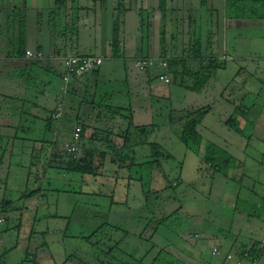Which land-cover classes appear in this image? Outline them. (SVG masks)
Wrapping results in <instances>:
<instances>
[{
  "label": "rangeland",
  "instance_id": "obj_1",
  "mask_svg": "<svg viewBox=\"0 0 264 264\" xmlns=\"http://www.w3.org/2000/svg\"><path fill=\"white\" fill-rule=\"evenodd\" d=\"M15 1L0 0V91H2L0 93L10 95L18 93L13 101L0 98V113L5 116H9V113L14 114L12 118L18 120L17 122L11 119L10 127L0 128L2 137L0 219H3V222H0V264H30L29 260L33 256L36 258V264H164L163 255L158 257L154 246L181 244L182 238L193 243L184 250L188 257L190 253L194 255V261L185 264L205 262L213 264L221 255L212 256V248L219 247L223 254L225 249L222 245L226 240L236 239L238 245L248 244V241L251 244L264 240V222L247 218L235 208V198L240 191L249 198L254 195L264 200V130L262 132V124L257 123L262 117L264 119L262 83L264 19L252 18L242 21L244 27L239 28V36L235 42L230 38L226 40L229 53L230 43L237 44L239 39L240 42L247 44L244 45L245 51L248 49L252 51L251 57L254 59L248 62L250 64L247 66L245 63V70L250 75L242 73L237 75L242 64L237 60L227 59L226 68L217 70L216 76L209 83L211 88L208 93H202L205 90L199 93L186 91L181 86L168 84L167 88L171 91L170 99L164 100L155 96L149 98L145 90H141L138 99L135 93L128 96L127 90L132 93V81L139 84L141 79H147V76L134 67L133 62H127L132 70L130 73L129 70L125 71V61L123 63L121 60H115L112 72H109L108 76L111 81L103 76L99 78L98 89L105 88L107 95H100L98 90L97 93L93 91L82 94L81 98L78 95L67 94L62 100L60 117L52 120L51 128L46 129L43 119L31 122L22 117L20 122L19 118H15L21 116V111H25L20 108L19 96L28 97L33 103H40L39 92L42 89L41 76L36 72L41 65L39 67L36 65L38 67L36 69L32 68L30 75L24 78L23 71H28L26 66L35 63L33 61L22 63L25 66L19 67L22 71L20 70L21 74L19 73L17 77L15 73L19 68L16 62L7 64L5 56H2L4 40L7 50L15 53L17 50L8 44L12 38V29L10 23L8 25L7 17ZM128 4L129 0H125L124 6ZM54 10L62 19L64 8L56 4ZM37 15L42 18L41 28H46L50 20L49 11L41 10ZM140 15L144 21L147 19V14ZM88 18L91 19V15ZM125 18L126 54L131 55L134 52L135 55H145L153 51L151 54L157 56L163 50L167 57L168 55L178 57L183 52L193 51V45H179L182 42L180 38L177 43H170L168 38L166 44L162 43L161 30H156L159 32L158 41L155 38L153 44H147V31L143 30L145 34L139 37V32L136 27L134 28L133 16L128 12ZM29 24L32 39V24L31 22ZM91 25L89 21L87 27L91 31L81 29L82 50L86 49V53L97 52L95 47L98 44L94 43L95 37L83 39L84 33L94 32ZM201 28L202 23L198 25L185 23L182 29L186 34L193 33L199 36ZM228 36H231V31H228ZM141 37L143 43L138 42L141 41ZM61 41H64L63 36L58 38V42ZM197 41L203 49L201 44L203 38L196 37L194 44ZM224 57L226 56L222 58ZM107 64L108 61L105 66ZM197 64L198 61L189 62L191 66ZM249 66H252L250 70L247 68ZM153 69L150 68L153 71L152 79L155 78V74L162 72L159 68L157 71ZM26 80L29 89L20 92L17 83L20 82L23 87ZM154 83L160 90L166 86L157 80ZM243 84L248 91L243 106L250 108L256 124L254 126L245 122L240 125L244 134L250 135V141L223 124L217 126L215 137L209 139L221 147L219 143L225 141L227 151L238 161L229 171L227 178L219 175L211 177L200 161V154L191 153L179 139L177 131L181 123L178 122L180 115L176 112L187 106L192 108L208 106L212 108L213 114L227 120L230 116H235L233 115L237 111L235 107L239 105L235 102V94L242 89ZM60 86V89L64 86L62 81ZM105 103H111L110 105L116 108L132 106V125L143 126L139 129L145 128L147 133L142 134L134 127L127 130V119L120 115L112 116L109 110L102 108L101 105ZM48 107L49 110L51 106ZM33 111L37 115H44L42 110ZM122 114L130 117L128 112ZM236 115L238 116V113ZM78 117L89 127L97 128L95 132L97 145H100L103 137L108 136L114 139L111 141L115 144L118 142L119 146L122 138L116 139L114 132L115 127L122 126L121 130L128 132V140L138 142V146L134 147V154H131L138 165L130 168L118 167L111 158L119 155V150L103 142L102 147L108 148L109 151L100 150V153L97 154V151L94 153L92 174L63 170L57 163L51 161L54 158L47 155L50 152L42 155L45 164L51 163L45 165L43 171L42 166H37L38 163L32 160V144L36 140L45 139L50 143L54 139L53 145L64 149L65 144L71 139ZM149 143L158 144L164 152L173 157L161 161V168L168 177L167 182L162 181L160 173L154 166L151 168V165L145 163L151 160ZM140 163L143 165H139ZM33 165L35 168H32ZM178 178L180 183L177 186L167 187L170 183L173 186ZM143 191H148L149 194L145 196ZM32 192L34 195L26 197L27 194H33ZM110 199L113 200L112 204ZM7 201L10 202V206L3 210L2 206ZM258 201L260 200L257 199ZM259 208L260 206L254 205L253 214H260ZM221 230H224V233ZM194 233L198 237L189 239V235ZM129 247L134 249L131 250ZM130 251H133L131 258L128 253ZM195 253L199 255L195 256ZM26 257L28 261L24 262ZM156 259L157 261H154ZM172 263L183 262L173 260Z\"/></svg>",
  "mask_w": 264,
  "mask_h": 264
},
{
  "label": "crops",
  "instance_id": "obj_2",
  "mask_svg": "<svg viewBox=\"0 0 264 264\" xmlns=\"http://www.w3.org/2000/svg\"><path fill=\"white\" fill-rule=\"evenodd\" d=\"M56 1L57 0H32V1L26 0L27 10L25 12V30H26L25 51L26 50L31 51L34 54L33 58H27L26 55H24V57H19L17 54V50H15L16 51L15 53V52H12V50L10 49L7 50L5 48V40L2 43V50H3L2 56H5V60L7 64L8 62L9 63L16 62V65L19 68L20 66L21 67L25 66L22 63H25V62L27 63V61H33L35 63L30 66L29 65L26 66L28 67L26 69L29 72L23 71L24 76H29L30 70L32 68L36 69L39 67V65L42 66L38 68V71H36L39 73V76H41L40 85L42 86V89L39 92V96L41 97V102L33 103L30 101L28 97L23 98L19 96L21 100L20 108L25 110V111H21L22 109H20L21 116L15 117V118H19L20 122H21L22 117H26L28 120H31V122H33V120L43 119L45 123H48V122L50 123L48 127L50 129L51 121H52L51 115L59 104L61 105L63 104L62 100L67 96V94H71L75 96L78 95L81 98L82 94L91 93L93 91L94 93H97V90H98L100 95H103V96L107 95L106 94L107 91L105 88L98 89L99 88V78L103 76L108 81H111V79H109L108 76H110L109 72H112V66L114 65L113 61L121 60L123 61V63L125 61V66H124L125 71L129 70V72L131 73L132 70L130 69L129 64L127 62H133L134 67L138 68L136 63L139 58L147 57V56L148 57L156 56L154 53L151 54V52L153 51H151L150 53H146L145 55H142V54L135 55L134 52L131 55L126 54V49H125L126 36L124 35V33H125V27H126L125 17L128 12L130 13V15L133 16L134 28L136 27L137 32H139V37L145 34V32L142 30V25L145 27L143 28L146 29L147 31L146 33L147 44H153L155 38L158 41L159 32H156V30H163V35L161 37H162L164 44H166V38L169 39L170 43H177L178 38H180L182 39V42H180L179 45H183V46L193 45L195 38L197 37V39H200L201 37L203 38V41L201 42V44L203 45L202 54L204 56H208V57L214 56L219 60L223 59L221 61H224V62L227 59L232 60V61L237 60V62H240L242 64L241 67H239L240 71L239 72L237 71V75L240 73L250 75V73L245 70V63H247L246 64L247 66L248 64H250L248 62L252 61V59L254 58L251 57L252 51H250L249 49L245 51L244 47L247 46V44L245 45L243 41L240 42V39L239 41H237V44L230 43L229 45L231 49L230 53L228 52V48L226 47L227 46L226 40H228V38H230L232 41L237 39V36H239L238 34L239 28L242 26L244 27V24L242 21L246 20V19H236V18L231 17L228 0H176L175 3L173 2V0H129V4L127 6H124L125 0H63L62 7L64 8V15L62 19H60L58 27H57V30H59V33L54 32V29L51 28L49 24L46 25V28L44 27L41 28L42 18L38 17L37 15V13L40 12L41 10L42 11L45 10L46 12V11H50L54 9L56 5ZM20 4H21V0H16L10 7L11 12L9 13V16L7 17L9 21L8 25L10 23V26L12 29V38L10 39V41L8 40L9 41L8 44H9V47L12 46L13 49H18L17 48V43H18L17 13H18ZM188 4H191V5L189 6ZM126 10L128 11L126 12ZM120 13L121 14L123 13L125 17L121 15ZM141 13L147 14L146 16L147 19H145V21L143 20L144 18L141 17L140 15ZM29 14H31V16ZM89 15H91L92 17L91 19L88 18ZM117 16L119 17L121 21L122 38H123L124 54H123V57L121 58H113L111 56V52L109 48V44H110V40L112 36V25H113V21L115 20ZM89 21H91L92 23L91 28L93 29L94 32L92 34L87 33V32L84 33L83 39L86 40V37H89V36L95 37L94 43L98 44L95 47V50L97 51L95 53H86L85 51L86 49L82 50L83 46L81 45V40H80L82 28L88 29V31H91L87 27V23H89ZM29 22H31L32 24V27H31L32 28L31 38L32 39H30ZM185 23H188L189 25L190 24L198 25L199 23H202L203 24V28H201L202 32L199 34V36H195L193 35V33L191 35L189 33L186 34L182 29L183 24ZM262 23H263L262 27L264 28V22ZM228 31H231L230 37L228 36ZM71 34L72 36H70ZM38 35L39 36L42 35V36L38 37ZM61 36H63L64 41H61L59 43L58 38ZM138 42L143 43L142 37H141V41L139 40ZM71 55L102 56L103 62L101 66L94 73H87L80 77L70 78L65 83L62 80L63 73H62V67H61V58L65 56H71ZM223 56H226V57L222 58ZM168 57L170 56L168 55ZM178 58H184L188 67L196 66V65L195 66L189 65V62L196 61V59L189 57L186 52L181 53L178 56ZM262 59H264V50H262ZM105 60L108 61L110 65L107 64V66H105V63H106ZM262 65H263V62H262ZM150 68H154L153 70L156 69L155 71L158 70V68L156 67V64H154L153 66L151 65L147 70H144V71L139 70L138 68L139 71L143 72V74L147 76V79L146 78L141 79L139 84H136L134 81H132V84H133L132 93L127 90V95L130 96V94L135 93V95L138 98V95L139 93H141V90H145L149 94V98L152 96H155V97L163 98L164 100L170 99L171 91L169 90V88H167L168 84H165L166 86H164V88L160 90L159 86L154 83V81L156 80L158 81V83L160 82L157 79V76L160 73L158 72L157 75L155 74V78L152 79L151 73L153 71H151ZM224 68H226V63H225ZM247 68H249L250 70L252 66H249ZM21 69L19 68V71L15 73L17 77L19 76ZM167 74L170 77V74L168 72ZM215 76H216V73L209 79V81L203 87L201 91L205 90V92H202V93H208L207 91L211 88V85L209 83L211 82L212 78ZM262 77H263L262 83L264 86V66H262ZM60 80L62 81L64 85L62 89H60L61 88ZM27 81L28 80H26L25 85H23L25 89H22L23 87L20 82L17 83L18 85L17 87L20 90V92L22 91L25 92V90L29 89L27 85ZM169 84H172V82L170 81ZM230 84H228V86ZM16 94L14 93V95H10V94L0 93V98L6 101H13V99L15 100L16 98L15 96ZM247 94H248V91L246 90V85L243 84L242 89H239V91L235 94V97H236L235 102H238L239 105L238 106L236 105L237 107H235L236 108L235 110L237 111H235L233 115L238 117L240 125L246 122L248 124L251 123L252 125L255 126L256 123L254 121V118H255L254 114L251 113L250 108L243 106V102L245 101ZM104 98L106 99V97ZM263 99H264V96H263ZM48 106H51L49 110H48L49 108ZM129 108L131 109L132 106ZM186 108H192V106L190 107L187 106L184 109ZM210 108L211 107L208 108V111L202 118L201 122L196 126V131L201 137V150L203 149V146L206 142L214 143V141H212V139H209V138L215 137V130L217 126L219 124L225 125L224 124L225 119L224 118L221 119L220 115L213 114L212 108L211 109ZM28 109L30 111H28ZM33 110L35 111L42 110L44 112V115L43 116L37 115ZM131 112L133 113V110ZM237 113H238V116L236 115ZM9 114H8L9 116H5L4 114L0 113V128L10 127L9 125L12 124L11 119L12 121L18 122L17 119L12 118L14 117L13 116L14 114H11V113ZM132 117H133V114H132ZM49 118H50V121H49ZM178 122L180 121L178 120ZM77 123H80L85 127L83 144H84L85 149L93 151V155L96 151L98 154L100 153V150L101 151L108 150V148L102 147L103 142L105 144H109V146L111 145L115 146V149H118L120 154L128 153L130 156L131 154L132 155L134 154L133 153L134 147L138 146V142L133 143L128 140L129 139L127 137L128 132L125 134V132L121 130L122 126H120L121 128L119 126L117 127L114 126L115 127L114 133L116 134L115 136L116 139H121L122 136L125 137V138L124 137L122 138V143L119 144V146H118V142L115 144V142L111 141L113 138H109L108 136L103 137L102 141L99 142L100 145H97L98 142L95 141L97 139V137L95 136V132L97 128L89 127V125H87L80 117L77 118L74 126ZM257 123L262 124V132H263L264 130L263 117H262V120L259 119ZM91 135L92 136L94 135L96 138L89 139ZM99 138L100 136L98 137V139ZM44 140L45 139L36 140L35 143L32 144V148H31L32 160H35V162L38 163L37 166H42L43 171H45V165H50L51 163L45 164L44 160L42 159L43 158L42 155H46L48 152H50L47 155L48 156L51 155L54 158V162L57 163L59 167H61L62 159H59L58 157L62 155V152L65 150V148L60 149L56 145H53V143L55 142L54 139H52L50 143L48 140H45V141ZM124 140L126 142L125 144H124ZM69 142L65 144V147L67 146ZM219 144H221L223 149L227 151L226 149L227 146H226L225 141ZM60 151L62 152L60 153ZM228 153L231 154L230 152ZM100 156L104 157L105 154L103 155L100 154ZM237 161L238 160L236 159V162ZM115 163L117 166L119 165L117 162ZM34 166L35 165H33L32 168H35ZM233 166L231 167V169L233 168ZM101 167H103V165ZM110 202L112 204L113 200L110 199ZM6 208L8 207L5 205V209ZM164 219L165 217L163 218V220ZM188 238L193 239L194 234H190ZM228 241H226L225 244L222 245V247L225 249V252H224L225 254L228 253V248L232 244L233 246L238 245L236 239H232L229 242ZM249 242L250 241H248V243ZM191 245H193V243L191 242L189 243L187 242V240H183L182 238L181 244L176 243L175 245L168 244L167 247L166 246H154V247L157 250L158 257L163 255L162 258H164V264H173L172 263L173 260L178 261V263L183 262L185 264V262L194 261V255L190 253V256L188 257L186 250H184L187 247H190ZM129 248L131 250L134 249L133 247H129ZM128 253H130L129 256H131L133 251H130ZM224 253L221 254L220 258H218L213 264H235V262H232L233 259L226 261L224 258ZM197 254L198 253H195V256H197ZM154 261H157V259ZM205 264H208V263L205 262Z\"/></svg>",
  "mask_w": 264,
  "mask_h": 264
},
{
  "label": "trees",
  "instance_id": "obj_3",
  "mask_svg": "<svg viewBox=\"0 0 264 264\" xmlns=\"http://www.w3.org/2000/svg\"><path fill=\"white\" fill-rule=\"evenodd\" d=\"M63 0H57L56 4L62 7ZM228 5L231 13V17L236 19H264V0H228ZM27 10V2L26 0H21L20 7L18 9L17 17H18V43H17V54L19 57H24L25 55V38H26V30H25V12ZM50 13V20L49 25L51 28L54 29V32L59 33L57 30L60 18L58 17V13L56 10L52 9L49 11ZM121 14V13H120ZM123 15V13L121 14ZM142 30H146L143 28ZM161 36L163 35V30H161ZM160 36V37H161ZM160 41L163 43L162 37ZM200 43L197 41L196 44L192 46V52L187 53L189 57L196 59L198 64L195 67H188L184 58L178 57H167L166 53L161 50L160 53L155 56L161 59L167 60V67L165 70H162L161 73H169L171 77V82L175 86H181L187 91L191 92H199L203 89L209 79L216 73L217 70L223 69L225 67V62L220 61L216 57H208L202 54ZM111 56L113 58H121L124 54L123 49V38H122V28H121V21L117 16L113 21L112 25V36L109 44ZM264 62V59H262ZM264 66V63H263ZM97 70V69H96ZM96 70L92 71L94 73ZM25 78V76H23ZM108 97H106L107 99ZM111 104V103H110ZM110 104H102V108L109 110L110 114L113 116L120 115L123 118L127 119V130L130 127H134L137 130L143 126H133L132 125V117H131V109L130 108H116ZM208 106L205 107H197V108H186L181 111H177L176 113L180 114L179 121L181 122L180 128L177 131L179 139L182 143L186 146V148L193 154L199 155L201 158V163L204 164L205 170L211 174V177L215 175H219L221 177L227 178L229 176V171L233 165L236 164V158L225 151L223 148L217 146L212 142H206L201 150V137L196 131V126L201 122L202 118L208 111ZM104 109V110H105ZM56 109L53 111L55 113ZM128 112L130 113V117H126L122 113ZM52 113V114H53ZM52 116V115H51ZM131 118V119H130ZM52 120H55L51 117ZM50 121V118H49ZM49 122L46 123V127H49ZM224 124L236 132L237 134L245 137L249 140L250 135H245L243 129L240 126L239 120L235 116H230L227 120H225ZM76 125L81 126V140L78 143L79 151L76 154V157H72L68 151L67 146L71 143L67 144L65 150L62 152V155L58 157L62 159L61 168L65 171L75 172V173H84V174H92L94 173L93 167V151L87 150L84 147L83 139H84V130L85 127L77 123ZM75 125V126H76ZM127 130L124 131L125 134ZM140 130V129H139ZM142 134H146L147 131L145 128L140 130ZM123 132V131H121ZM1 136V135H0ZM93 137V138H92ZM124 136H122L123 138ZM96 137L91 135L89 139H95ZM125 138V137H124ZM2 142V137H0V143ZM124 140V144H125ZM151 149V160L145 163L154 166L155 169L158 170L160 173V178L162 181L167 182L168 177L164 173L161 168V161L162 160H169L173 159V157L164 152L162 148L155 143L148 144ZM111 160L113 162H117L119 165L118 167L122 168H130L131 166L138 165L137 161L133 156L130 157L128 153H121L115 157H112ZM54 162V159L51 160ZM0 158V164H1ZM49 164V163H47ZM139 165H143L140 163ZM59 167V166H58ZM180 183V179H177V182L172 186L170 183L167 187H175ZM142 185V183H141ZM165 187V188H167ZM164 188V189H165ZM163 189V190H164ZM143 190V187H142ZM161 190V191H163ZM33 193V192H32ZM158 193V192H156ZM143 194L147 196L149 193L148 191H143ZM33 194H27L26 197H29ZM257 199L260 200L257 202ZM7 207L10 206V202L7 201L5 204ZM5 205L2 206V209H5ZM260 206L259 210H261L260 214H253L252 207ZM235 208L240 212L246 215L247 218L257 219L260 222H264V200L259 198L258 196L252 195L250 198L244 195L241 191L235 198ZM106 226L111 227L109 224ZM117 228H114L116 230ZM118 230V229H117ZM224 233V230H221ZM197 236L194 233V238ZM227 241V240H226ZM262 241V240H261ZM261 241L253 242L251 244H241L237 246H233V244L228 248V253L233 254L232 262H235V258L238 256L244 257V254H248L250 258L256 257L258 259H262L264 261V248L259 247ZM229 242V241H228ZM233 246V248H232ZM131 257V256H130ZM28 261V257L24 258L23 260ZM30 264L35 263V257L33 256L32 259L29 260Z\"/></svg>",
  "mask_w": 264,
  "mask_h": 264
},
{
  "label": "built area",
  "instance_id": "obj_4",
  "mask_svg": "<svg viewBox=\"0 0 264 264\" xmlns=\"http://www.w3.org/2000/svg\"><path fill=\"white\" fill-rule=\"evenodd\" d=\"M25 55L27 58H33L34 54L26 50ZM103 62L102 56H89V55H71L61 58V67H62V80L66 83L70 78L80 77L84 74L91 73L92 71L98 69ZM264 63V62H263ZM137 66L139 70H147L151 65L156 64V67L165 70L167 67V60L161 59L159 57H142L137 60ZM157 79L164 83L169 84L171 79L167 73H160L157 76ZM62 105L59 104L56 108L55 113L52 114L53 119H58L61 113ZM81 126L76 125L72 133L71 143L67 146V151L72 157H76V154L79 151L78 143L81 140ZM93 138V137H92ZM3 219H0L2 222ZM196 237V236H195ZM259 247L264 248V240L261 241ZM221 249L219 247H213L211 250L212 256L221 255ZM224 258L226 261L232 260L233 254L224 253ZM235 264H264L262 259L256 257L250 258L248 254H244V257L238 256L235 258Z\"/></svg>",
  "mask_w": 264,
  "mask_h": 264
}]
</instances>
